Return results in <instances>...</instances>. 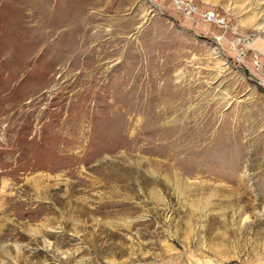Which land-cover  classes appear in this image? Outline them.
Here are the masks:
<instances>
[{"label": "rangeland", "instance_id": "1", "mask_svg": "<svg viewBox=\"0 0 264 264\" xmlns=\"http://www.w3.org/2000/svg\"><path fill=\"white\" fill-rule=\"evenodd\" d=\"M0 264H264V0H0Z\"/></svg>", "mask_w": 264, "mask_h": 264}, {"label": "built area", "instance_id": "2", "mask_svg": "<svg viewBox=\"0 0 264 264\" xmlns=\"http://www.w3.org/2000/svg\"><path fill=\"white\" fill-rule=\"evenodd\" d=\"M212 18V17H211Z\"/></svg>", "mask_w": 264, "mask_h": 264}]
</instances>
